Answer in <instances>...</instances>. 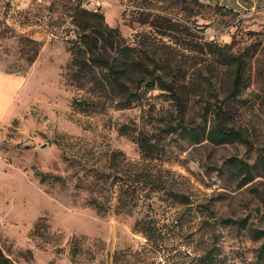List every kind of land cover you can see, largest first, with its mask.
Instances as JSON below:
<instances>
[{
  "label": "rangeland",
  "instance_id": "1",
  "mask_svg": "<svg viewBox=\"0 0 264 264\" xmlns=\"http://www.w3.org/2000/svg\"><path fill=\"white\" fill-rule=\"evenodd\" d=\"M84 1L0 0V71L18 82L0 123L3 255L15 264H196L211 248L212 264H264V235H250L264 231V12L238 17L193 0H102L98 12L129 45H136L135 33H150L149 51L158 59L168 57L161 43L170 46L171 64L189 83L183 122L200 124L189 135L158 88H141L131 108L75 106L91 96L69 75L76 36L70 8L87 10ZM229 53L243 54L245 81L224 105L222 123L243 129L247 144L206 138L205 108L231 89ZM139 130L158 141L161 165L191 202L161 205L163 237L150 242L133 228L137 209L116 207L123 160L116 175L109 166L113 152L140 158ZM92 199L104 210L97 212ZM222 218L244 220V227L225 226Z\"/></svg>",
  "mask_w": 264,
  "mask_h": 264
},
{
  "label": "trees",
  "instance_id": "2",
  "mask_svg": "<svg viewBox=\"0 0 264 264\" xmlns=\"http://www.w3.org/2000/svg\"><path fill=\"white\" fill-rule=\"evenodd\" d=\"M196 1V0H193ZM71 9L72 24L76 28V36L68 47L71 57L69 70L70 80L80 89L89 86L91 96L82 100H74L79 109L94 105L101 108L112 107L114 109L131 108L140 99L141 88H158L168 92L169 98L175 103L179 122L176 124L182 131L195 132L200 124L186 128L183 106L187 99L188 82L184 73H180L171 64L169 58L171 48L161 43L168 54L165 59H158L149 48L153 46L154 38L150 33H135L136 45L131 46L120 35L118 30L110 27L104 21V17L98 11H88L75 5ZM215 9H220L215 7ZM155 43V42H154ZM227 66L233 65V76L230 80L231 89L221 99L215 93V99H219L203 113H209L211 124L206 132V138L213 143L241 142L248 143L246 132L222 123L225 106L230 100L238 96L240 87L245 81V62L243 54L229 53ZM178 71V73H177ZM213 78H208L212 84ZM245 86V85H244ZM204 119L205 114H203ZM121 134H127L126 125L120 127ZM166 131V130H165ZM144 130L137 132L135 143L140 152L138 160H128L120 152H113L109 156V166L117 172V165L123 160L125 171L122 182L118 185L116 195V207L128 213L136 208L138 217L134 221L133 228L140 233L146 242L157 241L163 237V229L157 220L160 215L161 205L167 207L183 206L191 207L189 195L176 190L170 180V171L163 168L160 161V148L158 141ZM238 167L252 177L249 165L244 161H238ZM106 178H102L105 180ZM114 182H112L113 184ZM90 205L97 211L104 210L102 204L95 199ZM203 209L201 212L203 213ZM180 216L175 218L176 220ZM225 226L237 225L244 227V220L222 218L220 221ZM163 227V226H162ZM251 238L258 239L264 235L263 230H251ZM264 249V243L260 250ZM212 249H207L196 258V264H212ZM0 264H15L5 257L0 250Z\"/></svg>",
  "mask_w": 264,
  "mask_h": 264
},
{
  "label": "crops",
  "instance_id": "3",
  "mask_svg": "<svg viewBox=\"0 0 264 264\" xmlns=\"http://www.w3.org/2000/svg\"><path fill=\"white\" fill-rule=\"evenodd\" d=\"M197 2L219 7L229 14L238 17L249 15L253 12H264V0H196ZM17 81L12 76L0 71V123L12 108L13 92Z\"/></svg>",
  "mask_w": 264,
  "mask_h": 264
},
{
  "label": "built area",
  "instance_id": "4",
  "mask_svg": "<svg viewBox=\"0 0 264 264\" xmlns=\"http://www.w3.org/2000/svg\"><path fill=\"white\" fill-rule=\"evenodd\" d=\"M84 6L88 11H98L102 6V0H85Z\"/></svg>",
  "mask_w": 264,
  "mask_h": 264
}]
</instances>
